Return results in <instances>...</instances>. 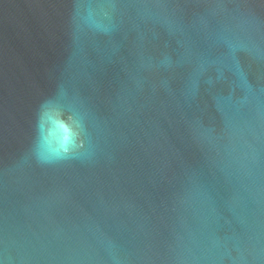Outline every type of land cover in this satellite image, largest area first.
I'll return each mask as SVG.
<instances>
[{
	"label": "water",
	"instance_id": "1",
	"mask_svg": "<svg viewBox=\"0 0 264 264\" xmlns=\"http://www.w3.org/2000/svg\"><path fill=\"white\" fill-rule=\"evenodd\" d=\"M0 264H264V0H0Z\"/></svg>",
	"mask_w": 264,
	"mask_h": 264
}]
</instances>
